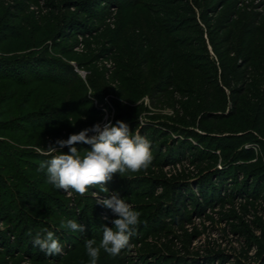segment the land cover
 <instances>
[{"label":"rangeland","instance_id":"374dc122","mask_svg":"<svg viewBox=\"0 0 264 264\" xmlns=\"http://www.w3.org/2000/svg\"><path fill=\"white\" fill-rule=\"evenodd\" d=\"M82 1L96 0H0V70L23 63L0 81V264H90L113 193L141 222L97 264H264V0H100L88 15ZM117 120L150 141L147 170L84 196L37 171L50 144ZM42 228L61 254L33 246Z\"/></svg>","mask_w":264,"mask_h":264},{"label":"clouds","instance_id":"9594fccd","mask_svg":"<svg viewBox=\"0 0 264 264\" xmlns=\"http://www.w3.org/2000/svg\"><path fill=\"white\" fill-rule=\"evenodd\" d=\"M89 133L94 135L89 136ZM77 143L90 145V150L85 149L83 154L75 147ZM69 148V153L62 149ZM47 154L51 157L42 161L37 171L47 175V182L54 188L67 193L73 192L84 196L89 188H99L101 192H108L105 185L111 181L113 175L121 177L126 172L136 173L147 170L153 157L151 144L138 132L130 130L128 124L117 120L99 123L90 128H85L79 133L70 134L65 139H58L55 145L47 147ZM95 195V193H94ZM97 203L111 210L116 217L111 220L112 227L104 226L102 239H86L84 247L90 258V264H97L101 251L115 257L129 246L130 239L135 235L140 224L141 213L113 193L108 198L97 199ZM61 228L84 232L85 226L73 219H61ZM34 247H39L48 256L59 255L63 252L59 240L54 233L42 228L32 236Z\"/></svg>","mask_w":264,"mask_h":264},{"label":"trees","instance_id":"16d2710c","mask_svg":"<svg viewBox=\"0 0 264 264\" xmlns=\"http://www.w3.org/2000/svg\"><path fill=\"white\" fill-rule=\"evenodd\" d=\"M99 2H100V0H96V1H91V3L90 2H86V1H82L81 2V5H82V7H83V11H84V13L86 14V15H88V13L89 12H91V11H93L95 8H97L100 4H99ZM66 6H67V9H73V8H76V7H74V6H70V3H67V4H65ZM12 30V32H16V30L14 29H11ZM60 40V39H59ZM14 64V65H13ZM23 63L21 62V61H16V63H10V62H6L4 65L5 66H7V68H5V70H0V81H7V80H10V79H15L14 77H16V75H18L17 73H19L18 71H20V68H21V65H22ZM1 65V64H0ZM13 66H18L17 67V69H14V70H11L10 72H11V74H12V76H11V74H9L8 72H7V70H9L10 68L12 69L13 68ZM28 67V66H27ZM39 74V76H37V78L38 79H43L44 81H47L48 82V80L46 79V77L44 76V75H42L41 73H38ZM22 82H25V80L23 81L22 80ZM73 83V86L75 87V85L77 84L75 81L74 82H72ZM71 87V86H70ZM84 92V88L83 89H79V92ZM3 100V99H2ZM77 104H79V103H77ZM32 116H34V114L33 115H28L27 116V118L26 119H30ZM42 119H44V120H52L53 118H54V115L53 116H50L49 114H47V113H44V114H41V115H39ZM19 122H24V121H22V120H20ZM48 126V125H47ZM19 129H21L22 131L21 132H23L24 131V129L25 128H22V127H18ZM41 128H47V127H41ZM4 129H6V130H11L12 129V127L10 128V126H7L6 124H2V125H0V131H2V130H4ZM1 148H3V145L0 143V150H1ZM4 153H2V151H0V158H2L1 157V155L2 156H5V154L3 155ZM4 158H6V156L4 157ZM1 161V160H0ZM6 167V164H0V170L2 171L3 170V168H5ZM15 179L17 180V178L15 177ZM14 179V180H15ZM0 187L2 188V189H8L9 187H8V185L5 183V181H4V177L3 176H1L0 175ZM27 200H29V201H27V203H29V202H34L35 201V198L34 197H28L27 198ZM36 202V201H35Z\"/></svg>","mask_w":264,"mask_h":264}]
</instances>
